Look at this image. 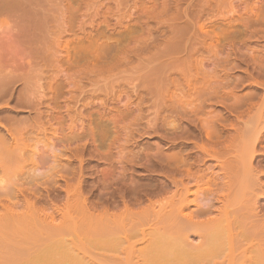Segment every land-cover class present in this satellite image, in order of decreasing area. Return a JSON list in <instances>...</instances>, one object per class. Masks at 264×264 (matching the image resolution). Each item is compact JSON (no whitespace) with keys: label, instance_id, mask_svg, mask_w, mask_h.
<instances>
[{"label":"bare ground","instance_id":"6f19581e","mask_svg":"<svg viewBox=\"0 0 264 264\" xmlns=\"http://www.w3.org/2000/svg\"><path fill=\"white\" fill-rule=\"evenodd\" d=\"M127 1L125 4H127ZM141 1L143 2V0H141ZM211 1L212 0H206V2L204 1V4L207 3V5L202 6L201 9L199 8L200 13L202 12V10H204L206 8L205 12L208 13V11H209V14H207L209 16L212 14V12L210 13V11H215L216 8L218 9V6L221 5L222 7H224V3H222L223 5L219 4L220 3L219 0H215V1L213 0L214 1L213 3ZM133 2L136 3V0H133ZM142 2H141V4H143ZM225 2L227 4V2L229 3L231 1L226 0ZM243 2L245 5H246V3L248 4L247 0H243ZM102 3H103L102 0H0V20L8 19V18L12 20L11 25H9V28H7L8 30L11 28L9 32L3 33L2 31H0V62L3 64L7 63L6 66H10V65L14 64L13 67H16L17 65H26V64H27V66L28 65H34L35 66V64L37 65V63H39V62L45 63V64H47L46 62H49V63L52 62V64L54 62L56 65L58 64V62H63L64 65H65V63H67L66 68L71 63L70 66H68V68H70L73 66L72 63H75L76 58H77V60L79 59L78 61H81V59H83V63L88 64V62H84L87 60L86 58L89 57V56L85 57V60H84V55L85 56L88 55L87 53L85 54V52H87L86 51L87 48H88V50H89V48H92L95 50V52L92 54L94 57L98 58L100 56L99 52H98L99 47H97L98 42L97 41H96V43L92 42V41H94L93 38L98 37L97 39H99V37H100L99 35L101 33H103V35H101L102 38L104 37L107 39V36H109L108 34L106 36L105 35L106 32L105 33L103 32L106 29L103 30L104 27H102L103 29L101 28V26H102L101 22H102V24L104 23L103 26H105L106 28L108 27L112 30H113V28L115 29V27H113L114 25L113 26L109 25V23H111V21L109 22L108 21L109 19L108 20L106 19L107 16L103 17L105 14H104V11L102 10ZM232 3H234V2H232ZM226 4H225V6H226ZM251 4H252V2H251ZM53 5L54 6L57 5V6L54 7ZM248 5H246V6L248 7ZM231 6H232V4H231ZM231 6H228V7L232 9ZM252 6H253V4H252ZM106 7L109 8V6H106ZM200 7H201V5H200ZM262 7H263V5H262ZM55 8H57V9H55ZM263 8H261V6H260L259 10L260 9L263 10ZM54 9H55V11H57L56 12L57 14L61 15L60 19L58 18L59 16L57 14H55L57 18L54 17L55 16L54 13L52 14ZM217 9H216V11H217ZM222 9H221V11H222ZM226 9H228V8L227 7L225 8V12H226ZM58 10L61 13H59ZM236 10L234 9L232 11H236ZM228 11H229V9H228ZM230 12L231 11H229L226 14H229ZM258 12H261V11H258ZM258 12L256 14L259 15ZM222 13H224V12H222ZM138 14H141L140 16H142V12L141 13L139 12ZM138 14H137V16L139 18ZM234 14H235V12H234ZM240 14H241V12H240ZM192 15H195V13ZM261 15H263V14H260L259 16L261 17ZM134 16H136V15H134ZM137 16H136V18H137ZM212 16L216 17V15H212ZM223 16H225V15H223ZM196 17H197V14H196ZM198 17H199V15H198ZM256 17H257V15H256ZM129 18H131V17H129ZM226 18H227V16H226ZM230 18L231 17L229 16V19L227 18L226 22L223 21L224 23L222 22V19L220 22V21H217L216 18H214V19H216V21L213 20L212 17L208 18L209 20L212 19V21H211L212 23H213V21L218 22V24H219V22L222 23L223 27H222V25H220V27H222V28H220V27L219 28L227 34L224 35L225 34L224 32H220L221 35L219 34V35H216L214 37L211 36V38L209 37L208 40L205 39L206 37L204 38L203 36H200L203 38V39H201L199 37V35L196 34L198 38L197 37H194V38L195 39L200 38L199 41L198 40H196L197 42L192 41V40L191 41H192V43L195 42L194 44L197 43L196 45L201 44V47L203 46L202 47L203 49L202 48H201L202 50L199 49L200 48V45H199L198 47L196 46L195 48L191 47L188 51L185 50L187 52V54H186L187 57L183 56L185 58V63H186V58L189 59V57H190V59H191V57L195 56V54H196L195 57H197V58H198L197 55H199V57H202V58H200L201 64H198L202 67V69H201L202 71L200 70L201 72H198V70L196 69L197 67H192V69L195 68L197 70V72L200 74V75H197V77L199 76L200 79L194 77L196 74L194 75L190 72L191 75H194V76H191L192 79L190 76L185 77V74H183L185 77V79H183V80H185V81L179 82L178 78H175V76L174 77L171 76L170 69H172V67H174L173 64L171 62H166V61H165V64L159 63V65L157 64V65L150 66L147 71H144V69H143L145 74H143L140 71L141 70L140 69L139 71L141 73H139V72L137 73V74H139V76L141 78L140 81L142 83L141 82L140 83L142 84V86H145L146 89H144V90H146L148 92V93L146 92V94H149L150 97L144 96V94H142L143 91L141 90L142 91L141 93H139L140 91L134 93L136 95L134 98H136L138 96L137 99L139 100L138 101L136 99L135 102L137 101L138 104L142 102V104H143L144 98L148 97V100L146 99L145 102L151 101L150 106L153 109L156 106L157 107L160 106L161 110L163 107H165V109L163 108V111H164L167 108H168L167 110H169V108L171 106H173L172 109L174 111L170 108V111H171L170 113L167 110H166L167 112L164 111L166 114L161 111V115H162V113H164L167 116V113L171 114L172 112H174L177 114V117H179V115L184 116V119L188 118L187 119L188 121L189 120L190 121L195 120L196 117H197V120L199 119V121H200V119H202V122L206 121V122H204L205 125H203L204 123H202L201 121H200L201 125L198 121L197 122L199 124L197 125L196 120L194 122H189V123L187 122L188 125L192 123L193 127L191 125H190V127L194 128V130L198 126H199V128L202 127V125L206 126L208 119H206V117L203 119V117H204L203 115H205V114H203V112L205 113V110L202 112V110H201L202 107L200 108L199 105L205 103L203 101H206L207 98H210V97H214V99H216V100L223 99V97H224L223 93L228 92V91L224 90V88H226V86L228 87V83H229V85H230V82L233 85H234V83L236 84V81L232 82L233 81L232 79H229V80H232L229 82L227 80L229 77L228 69L231 72V69L233 67H237V63L235 62V59L238 58V60L243 59V61L246 60L247 62H250V63H251V61H249V60H252V62L254 61V63H256V65H257V66H255L256 74L257 75L259 74V77L261 76L260 77L261 81H259V82L257 81V82L259 84L261 82V87L263 89V96L261 95V98H260L261 100H257V104L259 106L255 103L257 105L255 107V109L257 107H259L258 110H256V111L261 112L260 106L262 107V109L264 108V49H263L264 47L259 49L258 51L256 50L258 48H255L256 52L255 51L253 52L251 49H249L252 45L248 46V44L246 43V39L249 37V35H248V37H247V35L245 36L246 30H244L245 34H243V32H241V34H242L241 35V34H239L241 30L238 29L239 27L237 28V25L235 26L236 28L233 27L234 25L232 27H229L233 24L234 20H237L236 16H235V19H233V17H232L233 20ZM105 19H106V21H105ZM246 19L244 18V20H246ZM103 20L106 22V24ZM139 20L140 19L134 20V21H136L135 24L139 25L140 24ZM255 20L256 19H254L253 21H255ZM9 21L10 20H8V22ZM137 21L139 23H137ZM263 21H264V19H263ZM0 23H2V22L0 21ZM120 23L118 21L117 24L120 25ZM141 23H142V21H141ZM212 23H211V25H212ZM248 23H249V21H247V24L245 22V24L247 26H248ZM4 24H6V23H4ZM112 24H113V22H112ZM119 25H117L116 27L118 28ZM194 25H196V24H194ZM246 25H245V27H246ZM1 26H4V25H0V29H1ZM122 27L124 29H126L128 27V25L126 28L124 26H122ZM192 27H194V26H192ZM117 28H116V30H118ZM201 28L202 29L204 28L203 24H202ZM216 28H218V27H216ZM229 28H230V30H229ZM100 29H102L103 31ZM233 30H235L237 32V35H234L233 33H231V31L235 32ZM126 31H128V28ZM213 31H214V28H213ZM227 31H230V32L228 33ZM238 31H239V33H238ZM236 32H235V34H236ZM110 33H113V32L109 31V34ZM119 33L121 34L122 32H120V30H119ZM123 33H125L124 30H123ZM192 33H197V32H192ZM120 34L117 33V35L123 39V36H120ZM127 34H128V32H127ZM182 34H184V33H182ZM229 34H232V36ZM238 34H239V36H238ZM90 35H91V38L93 40L89 39ZM112 35H114V33ZM208 35H210V34H208ZM262 35H263V33H262ZM92 36H94V37H92ZM111 36H109V37H111ZM87 39H89L88 42L86 41ZM109 39H111V38H109ZM109 39H107V40H109ZM190 39H191V37H190ZM90 40H91V42H90ZM184 41H186V40H184ZM184 41H182V42H184ZM118 42H120V41H118ZM99 44H101V45H98V46H102L101 48H103V49L99 48L100 51L106 49L105 51L107 52V49L109 51V46H110V48L114 46V49L116 47L115 45L112 46L111 43H109V46H107V48H104V47H106V46H104V44L108 45L107 42L106 43L103 42V45L101 42ZM183 44H185V43H183ZM194 44H192V45H194ZM143 46L142 47L139 46V48H138V46L137 47L135 46L136 49L133 47L135 50H133V49L130 50V48H132V47H130L129 49L127 47H125L126 50H128V53L132 54L131 56H128V53H127L125 57H127V56L130 58L133 57L131 59L127 58V60H126V58L122 56V58H125V62H127L126 64H129V63L132 64L131 62L136 61V59L138 61V59L141 58L140 54L144 50H145L144 52L147 53L146 52L147 47L144 46L145 47L144 48ZM151 46H153V45H151ZM187 46H189V45H187ZM149 47H150V45L148 46V48ZM246 47L248 48L247 50H250L249 51L250 53H248V52L245 53ZM253 47H254V45H253ZM71 48L74 49V52H73V50L70 52ZM19 49H22V51ZM26 49H27V52H24L23 50L26 51ZM118 49H120V48H118ZM181 49L183 50V47ZM18 50L21 52H24V53H18ZM110 50H112V48ZM124 50L125 49L123 48L122 50H119V51H124ZM126 50L124 53L127 52ZM105 51H103L104 53L102 55L106 56L109 52H111V51H109L106 54ZM149 51H151V50L149 49ZM57 52L59 54H57ZM88 52L90 53L91 49ZM121 53H123V52H121ZM162 53H163V51H162ZM22 54H24V55H22ZM231 54H233V56L235 58L232 57ZM246 54H248V57ZM102 55H101V57H99V61H101L100 58L103 57ZM112 55H114V54H111V56H109V57H111V59L113 60ZM183 55H185V54H183ZM138 56L140 58H137ZM19 57L20 58L22 57L21 62H17ZM106 57H108V55ZM116 57H118V58H116ZM147 57L148 58H146V60L150 59L149 56H147ZM230 57H231V59H230ZM89 58L93 59V57H91V56ZM89 58H88V60L90 61ZM96 58L93 60L96 61ZM114 58H115L113 60L114 62L111 64L115 65V63H116V65H117V61H120V63H121V60H122L121 55L119 57V54L116 53ZM119 58H120V60H119ZM180 58H181V56H180ZM197 58H194V59H197ZM103 59H104V57H103ZM156 59H157V57H156ZM182 60L180 59L179 63H181L182 65L184 64V66L187 65L188 62L185 64L184 61H182ZM191 60H187V61L191 62ZM205 60H206L207 64H204L205 62H203V61H205ZM41 61H44V62H41ZM78 61H77V63H78ZM95 61H92L91 63H93V62L95 63ZM102 61L105 62V60H102ZM151 61L152 60L150 59V62ZM194 61H192V62H194ZM246 61H244V62H246ZM123 62H122V65L123 64L125 65V63H123ZM153 62H154V59H153ZM173 62H175V59H173ZM247 62H246V64H247ZM77 63H75V65H74L75 68H78L79 65L81 64V62L79 63V65H77ZM94 63L91 66L90 62H89V66L91 68L96 66L95 68L99 69V68H102L101 66L104 67V65L105 66L111 65L110 62L109 63L107 62L108 65L105 64L106 62L105 63L98 62V59H97L98 64L96 63L97 65H95ZM99 63L104 64V65H100ZM176 63H178V62L176 61ZM198 63H199V60H198ZM3 64L1 65V67H5ZM133 64H135V63H133ZM181 64H178V65H180V67H181L182 66ZM189 64L191 65V63H189ZM246 64H245V66H246ZM118 65H119V62H118ZM60 66H62V64ZM74 66H73V68H74ZM170 66H171V68H170ZM184 66H182V68L179 67L180 69H182V71H179L180 69L178 70L177 67L175 68V70H178L179 72L185 73V72H187L186 71L187 67L185 66L186 68H184ZM195 66H197L196 63H195ZM13 67H11V69ZM19 67L20 66H17L16 68H19ZM128 67H129V65H128ZM131 67H133V66H131ZM188 67H189V65H188ZM227 67H228V69H227ZM22 69H23V66L20 70H22ZM84 69H85V67H84ZM123 69H125V68H123ZM128 69L129 68H127V70ZM145 69H146V67H145ZM190 69H191V67H190ZM168 70H169V72H167ZM175 70H173V71H175ZM194 70H192V71H194ZM221 70H222V73L219 74L221 72ZM11 71H13V69ZM18 71H14L13 74L15 72H18ZM85 71H84V73H85ZM183 71H185V72H183ZM186 74L189 75L188 72ZM24 75H26V73H24ZM24 75H22V78H20L21 76L17 75V76H19L17 78H20V80L24 79V81L21 80V81H23L22 86L24 87L22 89H23V91H24V89H25V91H27V94H24V95L28 98V90L29 89L27 90V86L29 87L28 84L30 83V79L34 78V77H31L29 79L28 74L26 76L27 78L23 77ZM52 76L49 77L51 79V80L49 79V81H51L50 82L51 84L53 83L52 84L53 87L51 86V84L47 80L48 78L45 79V77H47V75H45V77H41L44 79L43 85H46V84L48 85V86H46L48 88V90L46 88V93H47V91H48V93H49V91H51L50 99L53 98L54 95H55L54 97H56V98H57V96H59V95H57V93L54 94V92H52L54 88H55L54 89L55 92H57L59 90V88L61 89L58 91L61 93V94L58 93V94H60L59 97H61V95H63L65 93V88H66L65 86L69 87V85L71 83L70 80H67L68 82L69 81L70 82L67 83V85L63 86V83H65L66 81L63 82L64 79L63 80L61 79L62 80V82H61L60 78H58L59 83L61 82L62 86L64 87L63 88L64 93H62L63 89H62V86L60 87L61 84L59 85L58 82H54V80L55 81L58 80L57 76L55 79H54L55 75L53 77ZM180 76H182V75H180ZM14 77H16V76H14ZM51 77L53 78V80ZM140 78H138V79H140ZM9 79L15 80V78H11V77ZM9 79L1 83L0 94L3 96H0V97H2V98L4 97V94L6 95L8 93V92L6 93L7 89L10 90V88H7V85L10 82ZM213 79L215 82L213 81ZM252 79H250V80H252ZM46 80H47V82L45 84L44 81H46ZM235 80H236V78H235ZM16 81H18V79H16ZM80 81H81V79H80V75H79V82ZM210 81L211 82L213 81L215 83V84H213V85H215V89L213 88L214 90L211 88L213 85ZM209 82H210V84H209ZM181 83H184V86L185 85L187 86V89H185V90H187V92L183 91L184 89L179 88L180 86H181V88H184V87H182L183 85ZM239 83H240V81H239ZM207 84H209V85H207ZM11 85H12V83H11ZM58 85H59V88H58ZM172 85H173V87L177 86L178 88L177 87L173 88V87H171ZM204 85H207V86L204 87ZM218 85H219V87L221 85V87L223 88V91H219V89L216 88V87H218ZM234 87H236V86H234ZM44 88H45V86H44ZM82 88H84L83 85H82ZM136 88L134 87V89H136ZM169 88L170 89L172 88V91H175V92L178 89H180L182 91L181 95L187 94L186 96H183V98H188L187 97V96H189L188 92L190 94L191 93H194L196 95L198 94L197 96L201 97V99H203V101H202L203 103L201 102L200 104L199 103L196 104V107H198L196 109V111H197V115H198L200 113V110H201V113L199 114V116L203 114L202 118H200L201 116L200 117L196 116V114H195L196 112L194 111L195 108L192 109V107H194V105H192L191 107L189 105V107L191 109H189V111L187 110L189 107H186V106L188 105V102L191 101L190 99H189V101H187V103H185V105H184L185 100L183 103H179L178 101H176V99L178 97H174L175 94H176V96H179V95H177L179 92L178 93H174V92L170 93ZM228 88L230 90V86ZM66 89L68 90V88H66ZM173 89H177V90H173ZM76 90L78 91V89H76ZM81 90L83 91L82 93H84V95H77L78 98H75L74 96H70L72 93L75 92V91L74 92L72 91V93H70L71 90L68 92L70 94L69 96H66L67 93H65L66 95L65 94L63 95L64 97L65 96L67 98L69 97L68 99H71V100H72V97L75 98V105H74V103L70 104V102H68L70 104V106L67 105L66 103L64 104V106H65L64 111H66V113H64V114L61 113L62 111L60 109L62 107L58 103L55 106L56 108L54 107L55 108L54 111L49 107L48 108L51 109V111H49V109H48V111H46V110L41 111V110H38L36 108V110H35V112H37L36 119L33 121V123H31L29 128L20 127V126H18L19 121H18V123H16V122L12 121L13 119L6 117L8 120L11 119V120H9L10 124L7 126V124L9 122L7 124H4L6 121L3 123L0 119V128L5 130L6 135L7 134L13 135L12 140L14 141V142H12V141L9 142V139H8L9 137L6 138L5 134H1V132H0V171L9 172V170H12V165H13V161H14L13 157H15V156H18L19 158H21L22 163L26 161V165L28 162L30 164L29 167L27 165L28 168L26 170H24L25 163L24 164L20 163L19 169L16 168L17 170H19V172H20L19 174H21V176L20 175H18V176H20L21 178L20 177L19 178H13V180H9V181L6 180L7 182H4L5 180L3 181L2 180L3 178H1V180H0V183H1V181H3V183H5L4 185H3V183L0 184V264H264V214H262V216H261V214H259L260 213L259 210L262 206L260 207L258 205V198L260 196L264 195V182H263L264 180L261 182V175L264 173V168H263L264 166L262 165V162H264L263 161L264 158L256 159L257 157H255V153L259 152V149L257 150L258 152L256 151V145L260 142L262 137H264V134H263L264 122L262 121L263 123H261L259 120V117H262V119H264V117H263L264 116L263 115L264 109L262 110V116H260V112H259V114H257V112H256V114L258 116L254 115L253 121L248 116L247 119L248 118L249 119L247 121L243 122V123H247V124L243 125V128H242L243 130L240 127V130L238 129L239 130L238 132L235 131L236 134L234 133L235 134L234 136H233V133L231 134L233 136L232 138L230 136L224 140H221V139H219L218 141L214 140L217 142V144H219L220 148L218 147V145L217 146L215 145L216 142H214L215 144L212 145V146H216V147L211 148V146H210L211 144L209 141H211L212 138H209L211 140L208 141V146H201V151L199 150L200 145H203V144L201 143L200 145H198L199 147H197V144H195L196 147L199 148L198 150L200 152H202V154L204 153V155H203L204 157L202 156L203 158L201 157L202 158V160H201L200 156H197V154H196L197 157L195 156L196 158H194L193 161L191 160V162L189 160V162H190L189 164L188 163H186L187 165H184L185 163L182 164L183 166L182 165L181 166L183 169L181 170V172H179V174H177L178 172L175 173V174H177L178 178H175L176 176H175L174 172L173 173L171 172L172 173V175L170 174L171 179L169 176L168 177L171 180V186H172L171 188L172 189L168 186V188L162 187V188H160V190H158V193H160L161 197H163V198H162V200L160 198L161 201L158 202L159 204H157L158 207L156 210H154L152 207L150 210L147 211V209H149L151 207L150 205H148L150 207L147 208L144 213L142 211L143 214H141V215L137 214L139 217L138 218L136 217L135 221L131 220V218L129 217L128 221L123 222L124 220H121L122 221L121 222L120 220L119 221L117 220L118 218H116L117 216L115 217L114 213L113 214H112V212L110 213V211L108 210L109 204L107 205L106 202H108V201H106L105 203L104 202L102 203L103 205L100 204L102 206L100 207L101 212H99L100 217H99V221H98L99 223L97 222L98 224H95L96 223L95 219L97 217L95 219L94 218L92 219L90 217L91 216L90 214L93 211L92 212L90 211L91 213L89 214V216L87 215L88 217H86V218H88L87 220L90 223L93 222V221L91 222V220H94V222L92 224L97 225L96 227L93 225L87 226L90 224H87L88 221H85V222L83 221L82 217H84V215L82 217L80 216V220L79 219L76 220L77 222L79 221L78 223H76V225L78 224V226L81 223V221L84 223V225H82L83 223L80 224L81 227L79 226V229H81L84 226L85 229L83 228L84 229L83 234L80 233L79 229H75L77 227H75V225H73L72 219L73 218L76 219V217L73 215H71L72 219L70 218V220H69V217L64 218L67 225L65 223L61 222L63 220L62 216H61L62 220H60L59 222L58 221L55 222V218H57L55 216V214L57 213L56 211H58L59 209H58V206H56L55 203L52 202V200H53V198H55L53 200V201H55L57 199V195H60V192L57 191V189L58 190L60 189V190L67 192L66 191V190H68L67 185L70 183L69 182L67 184V182H68L67 180H69V177L71 179H73V176L75 173V171L73 173L70 172V174H72L73 176L70 174H67L69 172L66 173V171L64 170L65 167L63 168L61 166L63 164V162L61 163L60 160L62 159V157H64L63 155H65L64 151L71 150L74 152V155L77 156L79 153V149H77V146H73L70 149L71 144L79 142L84 136L86 137V135H89V136L91 135L92 137L90 136L89 138L94 139V136L96 133L99 136L98 137L99 139L100 138L103 139L104 137L110 138V139H107V140H110L108 143L110 145V143H113L115 141V139L118 140V138H119V134H118L116 125L113 122L116 119L114 117L119 116L121 114H123V116H125V114H131L132 113V109H131L132 107L131 108L125 107V108L121 109L122 110L121 111V110H119L118 105H116V104L110 105L109 104L110 102L107 101L108 104L110 106H112L111 108L115 107V108H113V109H115L114 113H112L113 110H112V112L110 111L111 110V108H110V110H109L110 113L108 114L107 109L105 110V107L102 106L103 104H105L104 103L105 101H103L102 103L98 102L99 106L101 104L100 107L95 103V101L91 102V100H89L90 99L89 97H88L89 99H86L87 101H85V98L87 97V96L85 97V95H86L84 92L85 90H83V89H81ZM183 92H186V94ZM230 92L232 94V91H230ZM48 93L46 94V100H48L47 103H49V99H47V96L49 95ZM77 93L78 92H75V94H77ZM92 93L95 94V89H93V92L91 90V94ZM112 94L113 93H111V96H112ZM170 94L176 99L173 100L174 98ZM133 95H131V97ZM226 95L227 96H225V97H228V94H226ZM233 95L234 94H232V96ZM25 96H23L22 100H21V98H19V99L17 98L18 100H21L20 102L23 101L22 105L24 104L25 106L24 105L20 106V102L18 101L19 105L16 104V107H18V106L28 107V105H26L24 103L25 101L29 105H31V106L33 105V107H36V106L38 107V105L44 104V102L42 103V102H38V101L33 102V104H31L32 103L31 101H29V102L27 101L30 99L26 98L25 101L23 100L25 98ZM190 96H192V95H190ZM190 96H189V98H190ZM194 96H192V97L194 98ZM66 97L63 100H66ZM95 97H96V95H95ZM128 97H130V95ZM169 97H170L169 101L173 98L172 102H175V101H176L175 103L178 102L179 106H178V104H175V103H174L175 104L174 105L171 101L169 102L167 100V98H169ZM192 97H191V99H192ZM234 97H235V95H234ZM56 98H53V99H56ZM111 98H114V96ZM180 99H182V96ZM210 99L213 101V98H210ZM227 99L229 100V98H227ZM192 100H196V98L192 99ZM6 101L5 102L2 101V104L0 102V105L3 106V104H4V105L8 106L9 102H6ZM133 101H134V99H133ZM166 101L169 102V104H167ZM224 101H226V99ZM63 102H65V101H63ZM111 102H113L112 99H111ZM135 102H133V103H135ZM145 102L143 105H145ZM152 102L156 106H154V105L152 106V104H153ZM198 102H200V101L198 100ZM213 102H217V101L214 100ZM221 102H223V101L221 100ZM248 102H249V99H248ZM248 102H246V103H248ZM253 102H251V103H253ZM39 103H42V104H39ZM92 103H95L96 105H94ZM127 103H126V106H127ZM133 103H132L133 107L136 105V107L134 108L135 111L137 109H139L137 111H139V114H140V111H141L140 109H142L143 107L140 108L141 107L140 104H139V106H140L139 107L138 104H133ZM51 104H53V102ZM180 104H182L184 106L181 105L182 107L180 108ZM192 104H194V101H192ZM45 105L46 104L43 105V108H45ZM71 105H73L74 107H72ZM109 105H105V106H109ZM123 105L125 106V103ZM128 105L131 106L130 103H128ZM176 105H177V107H176ZM244 105H241V107ZM250 105H252V104H250ZM31 106H29V107L33 108ZM50 107H52V106L50 105ZM160 107H158V110H160ZM183 107L187 108L186 110H187L188 114ZM205 107H206V105H205ZM238 107H239V109L237 108L238 110H242L240 108V104ZM4 108H5V106H3L2 112L5 110ZM120 108H122V107H120ZM6 109H8V108H6ZM134 109H133V111H134ZM71 110H73V112ZM156 110L154 112L158 111V110L157 111ZM248 110H252V109L250 108ZM137 111L135 113H137ZM190 111L191 112L194 111V112L191 113ZM189 112H190V114H194V116L191 115L192 116L191 117ZM242 112H245L244 109ZM73 113L76 115H80L79 119H81L82 117L86 118V120H84V121L81 120L82 121L81 123L85 122L84 124L81 125V127H78L79 125L77 126V128H79V129H77V128L75 129V127L72 126V124L69 125L70 123L68 124L65 122V116H67L68 120L73 121L72 120V116H74ZM209 113H211L210 109H209ZM169 114H168V116H170ZM240 114L241 113L239 112V116H240ZM165 115H162L161 117H163V116L165 117ZM171 115H173V113ZM209 115H211V114H209ZM244 115H246V114H244ZM174 116H175V114H174ZM212 116H213V114H212ZM2 117L3 116H1V118ZM76 117H78V116H76ZM167 117H165L164 119H166ZM171 117H173V116H171ZM193 117H195V119ZM217 117L219 118V116H216L215 118H217ZM255 117H257V118H255ZM103 118H105L106 120L107 119L111 120L113 122L112 123L113 125L111 127L112 128L111 132H109V130H107L105 128L106 126L100 125V124H102L100 121L103 120ZM218 118L217 119L213 118L214 120L213 119L211 120V118H209V120L212 121V123H215L213 121L220 119V118L219 119ZM251 118H253V117H251ZM4 119H5V117H4ZM180 119L182 120V117H180ZM15 120L16 119H14V121ZM62 123H64L65 125H69L71 127L68 126L69 128H67ZM71 123H73V122H71ZM210 123H208V125ZM61 125H64L63 127H66L68 129V131L65 130L64 128H61L60 130L64 129L67 132L63 131V133L59 132L60 134H57L56 133V131H58L57 127L59 126V128H60V127H62ZM102 125H104V124H102ZM117 126H118V124H117ZM175 126H173V128ZM180 126H181V124H180ZM180 126H179V128H180ZM187 126H185V128L182 129V131L185 130V131H183L185 134H182L183 132H181V136L183 135V137L186 136V127ZM48 127L52 130L53 135H55V134L57 135L55 142L54 143L52 142L51 147L48 146L49 148L43 147L44 149L40 148V149H38V151H33L31 156L27 160H25L26 158H24L23 156H24L25 152L27 151L29 145L31 143L36 145L37 143H39V141H42L43 139H45V134L47 132ZM72 127H74V128H72ZM206 127L210 128L209 126H206ZM179 128H178V134H179V130L181 129V128L180 129ZM188 129H189V127L187 128V130ZM190 130H192V129H190ZM206 130H207V128H206ZM213 130L216 131L215 129H213ZM172 131H173V133L175 132L174 130H172ZM172 131H171V134H172L171 137H170V135L168 136L170 138H172V137L174 138V135L177 132L176 131L175 134H173ZM162 132H164V130ZM189 132H191V131H189ZM165 133H167V132H165ZM210 133H209V135H210ZM212 133L214 134V132H212ZM216 133H217V131H216ZM167 134H170V133H167ZM189 134H192V132ZM162 135H164V133H162ZM198 135L199 134H197V136ZM181 136H179L177 138H180ZM192 136H194V135H192ZM192 136H191V138H194L192 140H195L196 136L195 137H192ZM95 137H97V136H95ZM183 137H181L182 140L184 139ZM7 139H8V141H7ZM83 139H85V138H83ZM123 139H125V138H123ZM206 139H208V138H206ZM80 142L82 143V141H80ZM80 142H79V144H80ZM106 142H108V141H106ZM55 143L58 145V148L54 149ZM204 143H205V141H204ZM192 145H194V144H192ZM259 145L260 144H258V146ZM93 146H95V145H93ZM207 147H210V148L208 149ZM217 147H218V149H221V150L222 149H225V151L228 150V152L231 150L232 153L230 155L233 154L232 159L231 160L225 159L226 162L225 161L222 162L223 160L219 161V159L221 160L223 158H219V154H218L219 150L217 149ZM72 148H73V150H72ZM107 148H108V146H107ZM108 149H110V148H108ZM262 151H263V149H262ZM106 152L107 153H104L105 156L107 154V155H109V157H111L110 156L111 153L109 154L108 150ZM86 154H88V153L86 152ZM224 154H226V153H224ZM79 155H80V153H79ZM226 155H225V157H226ZM65 156H66V158L69 159L70 158L69 156H71V155H65ZM73 156H71V157H73ZM112 156H113V154H112ZM142 156H141V158H142ZM96 157H97V155H96ZM102 157H103V160H105L108 156H106L104 158V156L102 154ZM205 157L214 158L216 160L215 161L216 163L214 162L213 165L211 164L212 166H210V165L205 166V163H204L206 160V159L204 160ZM98 158H99V156H98ZM57 161H58V164L59 163L61 164L60 165L61 168L59 167V172L57 171V173H60V169H61V171H62L61 173H63L65 171L64 173L67 174V176H65L63 174L61 175L64 177V179H63L64 183L63 184L57 183L58 181H54L55 179L52 180V177L55 178V176H56V175H53L54 172H52L55 167H52L53 169L50 171L47 169V172H48L46 174L47 177L44 176L43 177V178H45L44 180H43V178L36 177V175H34L33 173L29 174L30 173V171H29L30 167L33 170L41 168V167L50 168L53 164H54L53 166H55ZM254 162H255V164H254ZM194 163H198V166L195 168L193 165ZM49 164L50 165L52 164V165L50 166ZM199 164H201V166H199ZM214 164H216L218 166V168H216L217 170L213 169V166H215ZM66 165H67V163H66ZM145 165H146V163H145ZM177 165H180V163L179 164L177 163ZM253 165H255V166H253ZM48 166H50V167H48ZM62 168L64 171L62 170ZM80 168H81V166L79 165L78 170H77L78 173H81ZM103 169H105V168H103ZM111 170L112 169H110V171ZM113 170H114V168H113ZM123 170H124V168H123ZM24 171H26L27 175L25 174ZM121 171H122V168H121ZM12 172H13V174H15L14 176L17 177L16 175H17L18 171L12 170ZM50 172H52L53 174H51ZM102 172H104V171H102ZM125 172H126V170H125ZM116 173H117V171H116ZM23 174L28 176V178H22ZM9 175H11V174H9ZM26 176H24V177H26ZM125 176H127V175H125ZM123 177H124V175H123ZM9 178H12V177H9ZM76 178L75 179L77 181V186H80V182H82V180L80 179V176H78ZM127 179H129V178L127 177ZM124 180L122 183H124ZM185 180H187L186 181L187 183H184ZM114 181H116V180H114ZM121 181H122V179H121ZM121 181H120V183H121ZM115 183H119V182H115ZM133 183H134V181H133ZM128 184L129 183H127V185ZM132 185H134V184H132ZM146 185H147V183H146ZM120 186H122V185L119 184V189H120ZM135 186H133V187H135ZM159 186L161 187V185H159ZM133 187L132 186L128 187L129 193L132 191L131 188H133ZM169 188H170V190H167ZM122 189H123V187H121L120 191ZM144 189H146V188H144ZM124 190L127 191V189H124ZM133 190H134V188H133ZM110 191H112V190H110ZM68 192L65 195H63V194L61 195V196H64L63 201L61 202L64 204L63 206H65V207H63L64 210H65V208L68 204V200L70 198L67 195L71 194ZM121 192H124V191H121ZM139 192H141V190ZM129 193H128V195H130ZM147 193L145 191L146 195H147ZM155 193H154V195H155ZM100 194H101V192H100ZM138 195H140V194H138ZM142 195H144V194H142ZM122 196H124V195L122 194ZM131 196H130V199H131ZM137 197L138 196H136V198ZM71 199H72V197H71ZM102 199H104V198H102ZM158 199L155 200L156 203H157ZM57 200L59 201V199H57ZM123 200H124V198H123ZM136 200H139V199H136ZM69 201L71 202V200H69ZM139 201H141V199ZM215 201L220 202V205L217 204L218 206L217 205L214 206ZM59 202H58V204H59ZM114 202H116V201H114ZM129 202H130V200H129ZM122 203H123V206L125 207V205H124L125 203L124 202H122ZM138 203H140V202H138ZM229 204H231V205H229ZM190 205H193L194 207L189 209ZM261 205H263V204H261ZM83 206H85V205H83ZM91 206H93V205H91ZM67 207H69V206H67ZM60 209H61V207H60ZM78 209H76V210H78ZM62 210L63 209H61V212H62ZM82 210L83 209H81V211ZM90 210H92V209H90ZM261 210H263V209L261 208ZM87 211L88 210H86V212ZM76 212H78V211H76ZM70 213L71 212H69V214ZM96 213L94 211L93 215ZM126 213L128 214L129 212L126 211ZM136 213L137 212L133 213V216H134V214L136 215ZM261 213H263V212H261ZM63 214H64L63 216H68V215H66L67 214L66 212ZM71 214H73V213H71ZM76 215L79 216L77 213H76ZM90 218H91V220H89ZM66 219H68V221H66ZM75 219H73V220H75ZM220 220L222 221L223 224H220L221 223ZM67 222H70V223H67ZM85 223H86V226H85ZM72 225H73L74 231L76 230L75 231L76 233L79 232V234L85 235V233L88 232L89 235L86 234L87 237H92L93 239L96 237L97 238L94 240L92 238H88L89 240L93 241L90 245L88 242H91V241L87 240L86 236H83V238H82V236L80 235L81 238H80V236L79 237L76 236V238L73 239L75 236L73 235V232H72L73 229H71ZM93 227H95L94 230H93ZM65 229H67L66 231H69V232H67L68 235L71 232L70 235L72 234V237H73L72 239L69 237H67L69 239H67L66 237L64 238V236L67 234ZM89 230H92L91 232H93L94 235L96 234L95 235L96 237L90 235L91 232ZM84 231H85V233H84ZM75 232H74V234H76ZM64 233H66V234L64 235ZM192 236H194V241L191 238ZM84 237L86 238V240L84 239ZM248 238L249 239L252 238L253 240L255 238V240L257 239L256 241L258 243H255V245H253L252 244L253 240L251 239L252 241L250 240L251 241L250 243L252 245H250V243L247 242V243H249V245L246 246L247 244L243 240L244 239L248 240ZM95 240H97L96 243L94 242ZM86 241H87V244H86ZM94 243L97 246L96 247L95 245H93L95 247V249L93 246L90 247ZM243 243H245L246 245ZM87 245H89L88 249H87ZM89 250L90 251L94 250V251H92L93 254H95V252H97L98 250L99 251H98V253H96V256L95 255L93 256V255H91L92 253ZM88 256L91 258H89ZM92 256H93V258H92ZM94 257H96V259H97L96 263H95V261H91L92 259H95Z\"/></svg>","mask_w":264,"mask_h":264},{"label":"rangeland","instance_id":"374dc122","mask_svg":"<svg viewBox=\"0 0 264 264\" xmlns=\"http://www.w3.org/2000/svg\"><path fill=\"white\" fill-rule=\"evenodd\" d=\"M127 1V0H126ZM126 1L125 0H102V10L104 11V16L103 17H105V16H107L106 17V19L110 22L111 21V23H109V25H111V26H113V27H115V29L113 28V30L112 29H110V28H106L105 26H103V24H102V22H101V28L102 27H104V29L103 30H105V31H103L102 29H100V30H102L104 33H105V35L107 36V34L109 35V36H111L113 33H114V35H112L111 37H109V36H107V39H109V38H111V39H109V40H107L106 38H102V36L101 35H103V33H101L99 36V39H97V38H95L94 36H92V37H94L93 39H94V41H92V42H95L96 43V41L98 42V44H97V47H99L100 49H103V48H101L102 46H98V45H101V44H99L100 42L102 43V45H103V42H107L108 43V45L106 44H104V46H106V47H104V48H107V46H109V43H111V45L113 46V45H115L116 47H115V49H114V46L113 47H111L112 48V50H110L111 48H110V46H109V51H111V52H109L108 51V49H107V52H109L108 54H107V52L105 51V50H102V51H100V49L98 48V52H99V57H101V55L104 53L103 51H105V53L108 55V57H106L105 55H102L103 57H104V59H103V57L102 58H100L101 59V61H99V57L98 58H96V57H94L92 54L95 52V50L94 49H92V48H89V50H88V48H87V52H85V54L87 53L88 55H84V60H85V57H93V59H95L96 58V61L95 60H93V59H91V58H89L90 59V61L88 60V58H86L87 60L86 61H84V62H88V64L86 63V64H84L83 63V59H81V61H78L77 60V58H76V61H75V63H77V61H78V63H77V65H79V63L81 62V64L79 65V67L78 68H75V63H72V65L74 66V68H73V66L72 67H70V68H68V66H70V64L67 66V68H66V65H67V63H65V65H64V63L63 62H58V64L56 65L54 62H53V64H52V62H46L47 64H45V63H37V65L35 64V66L34 65H28L27 66V64L26 65H17V66H20L21 68H22V66H23V69L22 70H20L21 68L19 67V68H16V67H13V65H10V66H6L7 65V63H1L0 62V86H1V83L2 82H4V81H6V80H8L10 77L11 78H15V80L14 79H9L10 80V82H9V84L7 85V88H10V90H8L7 89V91H6V95L4 94V97L2 98V97H0V102H1V104H2V101H6V102H9L8 103V106H6V105H4L3 104V106H5V110L2 112V110H3V106H1L0 105V119H1V121L4 123L5 121V123L4 124H7L8 122H9V120H11V119H13L12 121L13 122H16V123H18V121H19V125L18 126H20V127H24V128H29V126L31 125V123H33V121L36 119V114H37V112H35V110H36V108L38 109V110H41V111H48V109L49 108H51L53 111L55 110V106H56V104L58 103L59 105H61V113H66V111H64L65 110V106H64V104L66 103L67 105H69L70 106V104L71 103H74V105H75V98H78V96L77 95H84V93H82L83 91L81 90V89H83V90H85L84 92H85V101H87L86 99H89V100H91V102L93 101H95V103L98 105L100 102L102 103L103 101H105L104 103L105 104H103L102 106H104L105 107V110L107 109V111H108V114L110 113V111L112 112V110H113V112L112 113H114V111H115V109H113V108H115V107H113V108H111L112 106H110V105H114V104H116V105H118V108H119V110H121V109H123V108H125V107H132L131 109H132V113L131 114H125V116H123V114H121V115H119V116H116V117H114V118H116L113 122H114V124L116 125V128H117V131H118V134H119V138H118V140L117 139H115V143L113 142V143H110V145L108 144L109 143V141L110 140H107V139H110V138H106V137H104L103 139L102 138H98L99 136L97 135V133L95 134V136H97V137H95L94 136V139H92V138H89L90 136L89 135H86V137L84 136L83 138H85V139H81L80 141H82V143L80 142V144H79V142H77V143H74V144H71V146H70V149H71V147H73V146H77V149H79V153H80V155H79V153H78V155L76 156V155H74V152L73 151H71V150H67V151H64L65 152V155H71V156H73V157H71V156H69L70 158L68 159V158H66V156L65 155H63L64 157H62V159L60 160V162L62 163L63 162V164L61 165L60 163L58 164V161L56 162V164H55V166H53L52 164V166L50 167V166H48V167H50V168H46V167H41V168H38V169H31V167L29 168V171H30V173L29 174H31V173H33L34 175H36V177H39V178H43L44 176L45 177H47L46 176V174L48 173L47 172V169L50 171V170H52L53 168L52 167H55L54 169H53V171L52 172H54V174L52 173V172H50L51 174H53V175H56L55 176V178L54 177H52V180H54V181H58L57 183H60V184H63L64 182H63V179H64V177L63 176H61L62 174L63 175H65V176H67V174H70V172L71 173H73L74 171H75V173H74V176L72 175V174H70V175H72L73 176V179H71L70 177H69V180H67L68 182H67V189L68 190H66L68 193H71V194H69V195H67L68 197H70L69 198V200H71V202L68 200V204H67V206H69V207H67L66 206V208H65V210H64V208L63 207H65V206H63L64 204L63 203H61L62 201H63V198H64V196H61L62 194L63 195H65L67 192H65V191H63V190H58L57 189V191H59L60 192V195H57V199H59V201L56 199L55 201H53L55 198H53V200H52V202H54L55 203V205L56 206H58V211H56L57 213L55 214V216L57 217V218H55V222L56 221H60V220H62L61 222L62 223H65L66 224V222H65V217L67 218V217H69V220H70V218H71V215H73V216H75L76 217V219L75 218H73V219H75V220H73L72 218V223H73V225H75V227H77V228H75V229H79V226L81 227V223H83L82 221H81V223L79 224V226H78V224L76 225V223H78L76 220L77 219H79L80 220V216L82 217L83 215H84V217H82V219H83V221L85 222V221H88L87 219L88 218H86V217H88L89 216V214L91 215L90 217L93 219H95L96 217V223L95 224H98L99 222V212H101L100 210H101V206L103 205L102 203L104 202H106V201H108V202H106V204L108 205V210L110 211V213L112 212V214L114 213V215H115V217L116 218H118L117 220L119 221H121V220H124L123 222H125V221H128V218L130 217L131 218V220H134L135 221V219H136V217L138 218L139 216V214L141 215V214H143L145 211H146V209L147 208H149L150 206V208L149 209H147V211L148 210H150L152 207H153V209L154 210H156L157 209V207H158V205L157 204H159L158 202H160L161 200H162V198L163 197H161V194L160 193H158V190H160V188H168V186L171 188L172 186H171V177H170V174L172 175V173L174 172V174L176 173V172H178L177 174H179V172H181V170L183 169L182 168V164H184V165H187L186 163H190L191 162V160L193 161L194 160V158H196L197 156H200V158L204 155V153L202 154V152H200L201 151V146H208V141L209 140H211V139H209V138H212V140L211 141H209L210 142V146H211V148L212 147H216L217 145H218V147H219V144H217V142L216 141H218L219 139H221V140H224V139H226L227 137H230L231 136V138L236 134L235 133V131H239L240 130V127H241V129L243 128V125L244 124H247V123H243V122H245V121H247L248 119H247V117L249 116L250 117V119L253 121L254 120V115H257V114H259V112L260 111H256V110H258V108L259 107H257L256 109H255V107L258 105L257 104V100H261L260 98H261V95L263 96V89H262V87H261V82H260V84L258 83L259 81H261V79H260V77H259V74L257 75L256 74V68H255V66H257L256 65V63H254V61L252 62V60H249V61H251V63L250 62H247L246 60H244V61H246L247 62V64H246V62H244L243 61V59H239L238 60V58H236L235 59V62L237 63V67H233L232 69H231V72H230V70L228 69V67H227V69H228V75H229V77H228V82L229 81H232V82H235L236 81V84L234 83V85L230 82V85H229V83H228V87L230 86V90H229V88L226 86V88H224V90H226V91H228L227 93H223V95H224V97H223V99H221L223 102H221V100L220 99H218V100H216V99H214V97H210V98H213V101L215 100V101H217V102H213L210 98H207V102L206 101H203V99H201V97H198L196 94H194V93H189L188 92V94H189V96L190 95H192V96H194V98L192 97V96H190V98H189V96H187L188 98H183V96H186L187 94H186V92H187V90H185V89H187V86L185 85L184 86V83H181L183 86L182 87H184V88H181V86L179 87L180 89H184L183 91H186V92H183V93H185L186 95H181V93H182V91L180 90V89H173V90H177L176 92L175 91H172V88L170 89L169 88V92L171 93V92H174V93H178L177 95H179V96H176V94H175V96L174 97H178L177 99L176 98H174L171 94V96L174 98H172L173 100H175L176 99V101H178L179 103H183L184 102V100H185V102H184V105H185V103H187V101H189V99L191 100V101H189L188 102V105L186 106V107H189V105H190V107L192 106V105H194V107H192V109H194V111L196 112L195 114H196V116H199V114L201 113V110H202V112L205 110V113L203 112V114H207L206 116L205 115H203L204 117H203V119L206 117V119H208L209 120V118H211V120L214 118V119H217V118H215L216 116H219V120H215V121H213V122H215V123H212V121H208L207 120V124H206V126H209L210 128H208V127H206V126H203V125H205V123L204 122H206V121H203L202 122V119H200V121L202 122V123H204L203 125H202V127L204 128H202V127H200L199 128V126L194 130V128H192L193 127V125H192V123L191 124H189L188 125V123L189 122H194L195 120H196V122L198 121L199 123H200V121H199V119L197 120V117H196V119H195V117H193L195 120H192V121H188L187 119H184V116H180L179 115V117H177V114L176 113H174V112H172L173 113V115H171V114H169L171 111H170V108L172 109V107L173 106H171L170 108H169V110H167L169 113H167V116H168V114L170 115V116H166L165 114V112L164 111H166V110H164L163 111V108L165 109V107H163L162 108V110H161V107L160 106H158V107H160V110H158V107L153 103L152 104V106L154 105V106H156V107H154V109L153 108H151V101L150 102H148V101H146L145 102V100L147 99L148 100V97H145L144 98V102H145V105H143L144 104V102H143V104H142V102L141 103H139L140 104V106H139V104H138V102L136 101L135 102V100L138 98V96L136 97V98H134L136 95L134 94V93H136V92H138V91H140L139 93H141L142 91H143V93L142 94H144V96H149L150 97V95L149 94H146V90H144V89H146L145 88V86H142V82L140 81L141 80V78H140V76H139V74H137L138 72L139 73H143V74H145V72L144 71H147L148 70V68L150 67V66H152V65H159V63H162V64H165V61L166 62H171L172 64H173V66L174 67H172V69L173 70H175V68L177 67V69L179 70L180 68H182V66H184V64L182 65L181 63H179L180 62V59L182 60L184 57L183 56H186L187 57V52L186 51H188L191 47H198L199 45H200V48L199 49H201L202 47H201V44H198V45H196V44H194V43H192V41H196V40H198L199 41V39L201 38V39H203L202 37H200V36H203L205 39H207L208 40V38L210 37L211 38V36L212 37H214V36H216V35H221V33L220 32H224L223 30H221L220 28H222L223 27V24L222 23H220L221 22V19H222V22L223 21H225L226 22V19L228 18L229 19V16L231 17L230 19H232V17H233V19H235V16H236V19L237 20H234V22H233V24L231 25V26H229V27H232L233 25V27H235L236 25H237V28L239 29V30H241L240 31V33H239V31H238V33L239 34H241V32H243V34H245L244 33V30H246V34H245V36L247 35V37H248V35H249V37L246 39V43L248 44V46H251L249 49H251L253 52L255 51V48H258V49H256L257 51L259 50V49H261V48H263L264 47V21H263V19H264V0H247L248 1V4L246 3V5H248V7L244 4V2H243V0H227V1H231V2H227V4H226V0L224 1V0H219L220 1V3L219 4H222V3H224V7H222L221 5V7L220 6H218V9H217V11H216V9H215V11H210V13L212 12V14L211 15H207V14H209V11H208V13L207 12H205V9L204 10H202V14L200 13V10H199V8L201 9L202 8V6H205V5H207V3L206 4H204V1L206 2V0H143V2L141 1V0H136V3H134L133 2V0H128L127 1V4H125L126 3ZM202 1V2H201ZM215 1V0H214ZM213 0L211 1L212 3L214 2ZM222 1V2H221ZM141 2L143 3V4H141ZM232 2H234V3H232ZM238 2V3H237ZM251 2H252V4H253V6H252V4H251ZM263 4H262V3ZM256 3V4H255ZM135 4V5H134ZM225 4H226V6H225ZM230 4V5H229ZM231 4H232V6H231ZM263 5V7H262V5ZM142 5V6H141ZM200 5H201V7H200ZM223 5V4H222ZM54 6V5H53ZM57 6V5H56ZM56 6H54V7H56ZM106 6H109V8L108 7H106ZM141 6V7H140ZM228 6H231L232 7V9L231 8H229ZM235 6V7H234ZM260 6H261V8H263V10L262 9H260L259 10V8H260ZM220 7V8H219ZM228 8L229 9V11H231L229 14H226V13H228L229 11H228V9H226V12H225V8ZM250 7V8H249ZM252 7V8H251ZM255 9H254V8ZM258 9H257V8ZM107 8V9H106ZM223 8V9H222ZM53 9V8H52ZM55 9H57V8H55ZM55 9H54V11L52 12V14L54 13V15L55 14H57L56 12L57 11H55ZM139 9V10H138ZM221 9H222V11H221ZM236 10V11H232V10ZM241 11H240V10ZM198 10V11H197ZM224 10V11H223ZM238 11V12H237ZM258 11H261V12H258ZM58 12L59 13H61L59 10H58ZM141 13L142 12V16H140L141 14H138V13ZM199 12V13H198ZM215 12V13H214ZM222 12H224V13H222ZM234 12H235V14H234ZM240 12H241V14H240ZM251 12V13H250ZM259 13V15L260 14H263V15H261V17L258 15V14H256V13ZM103 13V12H102ZM195 13V15H192V14H194ZM214 13V14H213ZM137 14L139 15V18H138V16H137ZM178 14V15H177ZM196 14H197V17H196ZM201 14V15H200ZM221 14V15H220ZM231 14V15H230ZM233 14V15H232ZM245 14V15H244ZM59 17V19L61 18V15L60 14H57ZM134 15H136L137 16V18L138 19H140L139 20V22H140V24L138 25V24H135L136 23V21H134V20H138L137 18H136V16H134ZM198 15H199V17H198ZM212 15H216V17H214V16H212ZM223 15H225V16H223ZM229 15V16H228ZM252 15V16H251ZM256 15H257V17L259 18H257L256 17ZM178 16V17H177ZM208 16V17H207ZM226 16H227V18H226ZM54 17H56V15L54 16ZM102 17V18H103ZM129 17H131V18H129ZM212 17V19L213 20H215L216 21V19H217V21H220L219 22V24H218V22H215V21H213V23L211 22L212 21V19H208V18H211ZM216 18V19H214V18ZM222 17V18H221ZM224 17V18H223ZM250 17V18H249ZM263 17V18H262ZM57 18V17H56ZM196 18V19H195ZM198 18V19H197ZM242 18V19H241ZM244 18L246 19V20H244ZM104 19V18H103ZM106 19H105V21H106ZM208 19V20H207ZM232 19V20H233ZM252 19V20H251ZM254 19H256L255 21H253ZM8 20H10L9 22H8ZM196 20V21H195ZM203 20V21H202ZM2 23H0V25H4V26H1V29H0V31H2L3 33H5V32H9L10 31V29L8 30L7 28H9V25H11V22H12V20L11 19H2V20H0ZM4 21V22H3ZM104 21V20H103ZM104 21V22H105ZM116 21V22H115ZM118 21H119V23H120V25L119 24H117L118 23ZM141 21H142V23H141ZM196 23H195V22ZM210 23H209V22ZM240 21V22H239ZM247 21H249V23H248V26L246 25L247 24ZM253 21V22H252ZM263 21V22H262ZM112 22H113V24H112ZM115 22V23H114ZM138 21H137V23H139ZM200 22V23H199ZM215 22V23H214ZM245 22H246V24H245ZM4 23H6V24H4ZM128 23V24H127ZM207 23V24H206ZM211 23H212V25H211ZM217 23V24H216ZM224 23V22H223ZM240 25H239V24ZM244 23V24H243ZM105 24H106V22H105ZM123 24V25H122ZM126 26H125V25ZM194 24H196V25H194ZM202 24L204 25V28L202 29L201 28V26H202ZM206 24V25H205ZM216 24V25H215ZM117 25H119L118 26V28L116 27ZM127 25H128V27H127ZM219 25V26H218ZM220 25H222V27H220ZM245 25H246V27H245ZM110 26V27H111ZM122 26H124L125 28L127 27L128 28V31H126L127 30V28L126 29H124ZM131 26V27H130ZM179 26V27H178ZM192 26H194V27H192ZM244 26V27H243ZM131 29H130V28ZM206 27V28H205ZM216 27H220L219 29L218 28H216ZM116 28L118 29V30H116ZM213 28H214V31H213ZM236 28V27H235ZM241 28V29H240ZM244 28V29H243ZM246 28V29H245ZM130 29V30H129ZM251 29V30H250ZM116 30V31H115ZM119 30H120V32H122L123 33V30H124V32L125 33H119ZM122 30V31H121ZM196 30V31H195ZM202 30V31H201ZM205 30V31H204ZM212 30V31H211ZM229 30H230V28H229ZM232 30V29H231ZM109 31L110 32H113V33H110L109 34ZM115 31V32H114ZM118 31V32H117ZM208 31V32H207ZM219 31V32H218ZM233 31H235V30H233ZM248 31V32H247ZM118 34H120V36H123V39L122 38H120L118 35H117V33ZM127 32H128V34H127ZM192 32H197V33H192ZM203 32V33H202ZM206 32V33H205ZM217 32V33H216ZM228 33L230 32V31H227ZM236 32V31H235ZM235 32H232L231 31V33H233L234 35H237V32H236V34H235ZM251 32V33H250ZM255 32V33H254ZM116 33V34H115ZM182 33H184V34H182ZM210 34V35H208V34ZM225 33V32H224ZM262 33H263V35H262ZM126 34V35H125ZM192 34V35H191ZM196 34H198L199 35V39H197L198 37H197V35ZM203 34V35H202ZM205 34V35H204ZM213 34V35H212ZM227 33H225L224 35H226ZM239 34H238V36H239ZM93 35V34H92ZM104 35V36H105ZM190 35V36H189ZM196 35V36H195ZM229 35H231L232 36V34H229ZM242 35V34H241ZM96 36V35H95ZM98 36V35H97ZM105 36V37H106ZM168 36V37H167ZM223 36V35H222ZM221 36V37H222ZM244 36V35H243ZM109 37V38H108ZM113 37V38H112ZM190 37H191V39H190ZM194 37H197L196 39L194 38ZM220 37V36H219ZM241 37V36H240ZM88 38V37H87ZM186 38V39H185ZM89 39H91V40H93L92 38H91V35L89 36ZM89 39H87L86 41L88 42L89 41ZM105 39V40H104ZM118 39V40H117ZM121 39V40H120ZM166 39V40H165ZM168 39V40H167ZM181 39V40H180ZM195 39V40H194ZM91 40H90V42H91ZM184 40H186V41H184ZM192 40V41H191ZM85 41V42H86ZM118 41H120V42H118ZM182 41H184V42H182ZM201 41V40H200ZM89 42V43H90ZM197 42V41H196ZM250 42V43H249ZM119 43V44H118ZM154 43V44H153ZM183 43H185V44H183ZM192 44H194V45H192ZM250 44V45H249ZM146 46L147 47V49H146V52L147 53H145L144 51V53L142 54H140L141 56V58L138 56L137 58H140V59H138V61H137V59H136V61H133V62H131L132 64H126L127 62H125V58H126V60H127V58H130V57H128V56H131L132 54H130V53H128V50H126V48L125 47H127L128 49L130 48V47H132V48H130V50H135L136 49V47L138 46V48H139V46L140 47H142V46ZM150 45V47L148 48V46ZM151 45H153V46H151ZM183 45V46H182ZM187 45H189V46H187ZM253 45H254V47H253ZM136 46V47H135ZM143 46V47H144ZM186 48H185V47ZM135 49H134V48ZM167 47V48H166ZM183 47V50L181 49ZM253 47V48H252ZM118 48H120V49H118ZM125 49L127 52L126 53H124L125 52V50L124 51H119V50H122V49ZM145 48V47H144ZM163 48V49H162ZM244 48V47H243ZM24 49V48H23ZM90 49H91V52L89 53L88 51H90ZM114 49V50H113ZM149 49L151 50V51H149ZM198 49V48H197ZM203 49V48H202ZM201 49V50H202ZM248 48L246 47L245 48V53H250L249 51L250 50H247ZM264 49V48H263ZM19 50H21L22 51V49H19ZM18 50V53H24V52H27V49H26V51L25 50H23L24 52H21V51H19ZM73 50V52H74V49H70V52ZM119 52H118V51ZM160 50V51H159ZM163 51V53H162V51ZM186 50V51H185ZM115 51V52H114ZM180 51V52H179ZM204 51V50H203ZM113 52V53H112ZM121 52H123V53H121ZM130 52V51H129ZM179 52V53H178ZM256 52V51H255ZM63 53V52H62ZM61 53V54H62ZM101 53V54H100ZM116 53H118L119 54V57H120V55H121V63H120V61H117V65H118V62H119V65L117 66L116 65V63H115V65H113V64H111V63H113L114 61V57H115V54ZM128 53V56L127 57H125L126 56V54ZM161 53V54H160ZM165 53V54H164ZM57 54H59L58 52H57ZM72 54V53H71ZM111 54H114V55H112V58H113V60L111 59V57H109V56H111ZM123 54V55H122ZM130 54V55H129ZM152 54V55H151ZM163 54V55H162ZM181 54V55H180ZM183 54H185V55H183ZM22 55H24V54H22ZM152 57H151V56ZM247 55V57H248V54H246ZM114 56V57H113ZM118 56V55H117ZM122 56L123 57H125V58H122ZM147 56H149V58L152 60L151 62H150V59H147L146 60V58H148ZM154 56V57H153ZM180 56H181V58H180ZM195 56H196V54H195ZM195 56H193V57H191V59H190V57H189V59L188 58H186V63H187V65H185L184 66V68H186V71L189 73V75L188 74H186L187 72H185V71H183V72H185V73H182V72H179V71H182V69H180L179 71L178 70H175V71H173L172 69H170L171 68V66H170V72H171V76H175V78H178V80H179V82L181 81H185V80H183V79H185V77L187 76H194L195 74V76L194 77H196V78H199V76L197 77V75H200L198 72H201L202 70V67L200 66V65H198V64H201L200 63V58H202V57H199V55H197L198 56V58L197 57H195ZM231 56L232 57H234L233 56V54H231ZM156 57H157V59H156ZM160 57V58H159ZM106 58V59H105ZM116 58H118V57H116ZM131 58H133V57H131ZM130 58V59H131ZM175 59V62H173V59ZM180 58V59H179ZM194 58H197V59H194ZM235 58V57H234ZM18 59V58H17ZM22 57L20 58L19 57V59L17 60V62H21L22 60ZM97 59H98V62H101V63H105V64H107V62L109 63L110 62V64L111 65H109V66H105L104 64H101V63H99L100 65H104V67L103 66H101L102 68H95V67H90L89 66V62H90V65L92 66V64L94 63H91L92 61H95V65H97L98 63H97ZM153 59H154V62H153ZM168 59V60H167ZM178 59V60H177ZM230 59H231V57H230ZM102 60H105V62L104 61H102ZM117 60V59H116ZM119 60H120V58H119ZM187 60H191V62H189V61H187ZM195 60V61H194ZM198 60H199V63H198ZM233 60V59H232ZM237 60V61H236ZM124 61V62H123ZM149 61V62H148ZM176 61L178 62V63H176ZM182 61H184V63H185V58L182 60ZM192 61H194L195 63H196V65L197 66H195V63L194 62H192ZM41 62H44V61H41ZM56 62V61H55ZM116 62V61H115ZM122 62L123 63H125V65L123 64L122 65ZM143 62V63H142ZM146 62V63H145ZM157 62V63H156ZM164 62V63H163ZM203 62H205L204 64H207L206 63V60L205 61H203ZM57 63V62H56ZM97 63V64H96ZM133 63H135V64H133ZM148 63V64H147ZM154 63V64H153ZM185 63V64H186ZM189 63H191V65L189 64ZM239 63V64H238ZM241 63V64H240ZM4 65L5 67H1V65ZM11 64V63H10ZM62 64V66H60ZM178 64H181L182 66L180 67V65H178ZM203 64V63H202ZM245 64H246V66H245ZM87 67H86V66ZM108 65V64H107ZM128 65H129V67H128ZM188 65H189V67H188ZM30 66V67H29ZM123 68H125V69H123ZM127 66V67H126ZM131 66H133V67H131ZM142 66V67H141ZM240 66V67H239ZM11 67H13L12 69H13V71H11L12 69H11ZM25 67V68H24ZM77 67V66H76ZM84 67H85V69H84ZM98 67V66H97ZM145 67H146V69H145ZM180 67V68H179ZM190 67H191V69H192V67H197L196 69L198 70V72H197V70L195 69H192V70H194V71H192L191 69H190ZM239 67V68H238ZM251 67V68H250ZM15 68V69H14ZM127 68H129L128 70H127ZM136 68V69H135ZM183 68V69H184ZM220 68V67H219ZM236 68V69H235ZM17 69V70H16ZM132 69V70H131ZM138 69V70H137ZM141 69V70H140ZM143 69H144V71H143ZM221 69V68H220ZM226 69V70H227ZM246 69V70H245ZM248 69V70H247ZM19 70V71H18ZM86 70V71H85ZM97 70V71H96ZM126 72H125V71ZM135 70V71H134ZM141 72H140V71ZM185 70V69H184ZM191 70V71H190ZM201 70V71H200ZM14 71H18V72H15L14 74H13V72ZM25 71V72H24ZM84 71H85V73H84ZM96 71V72H95ZM173 71V72H172ZM20 72V73H19ZM134 72V73H133ZM167 72H169V70L167 71ZM192 74H194V75H191V73ZM219 72V71H218ZM17 73V74H16ZM24 73H26V75H24ZM80 73V74H79ZM198 73V74H197ZM222 73V70H221V72L219 73V74H221ZM235 73V74H234ZM27 74L29 75V79L31 78V77H34V78H31L30 79V83L28 84L29 85V87L27 86V90H28V98L24 95V94H27V91H25V89H24V91H23V89L22 88H24L23 86H22V83H23V81H24V79H21V80H23V81H21L20 80V78H22V75H24L23 77H25V78H27L26 76H27ZM50 76H54L55 75V77H54V79L56 78V76H57V79L58 78H60V80L62 79H64L63 80V82L64 81H66L65 83H63V86H65V85H67V83H69L70 81H71V83H70V85H69V87H67V86H65L66 88H68V90L65 88V93H67V95L64 93V87L62 86V84H61V82H62V80H61V82L59 83V79L57 80V81H55L54 80V82H58L59 83V85H60V87L62 86V93H64L66 96H69L70 94L68 93L70 90V93H72V91L74 92H78L77 94H75V92L74 93H72L70 96H74V97H72V100L71 99H68L66 96V100H63L65 97L63 96V95H61V97H59L60 96V92H58L59 90H61L60 88H59V85H58V88H59V90L57 91V92H55V88L53 89V91L52 92H54V94L55 93H57V95H59V96H57V98L56 97H54L53 96V98H56V99H53V98H51L50 99V93H51V91H49V93H48V91H47V93L49 94L48 96H47V99H49V103H47V101L48 100H46V86H48L47 84H46V82H47V80L49 81V75ZM173 74V75H172ZM183 74H185V77H184V75ZM247 74V75H246ZM249 74V75H248ZM11 75V76H10ZM17 75H19V76H21L20 78H17V77H19V76H17ZM45 75H47V77H45ZM79 75H80V79H81V83L79 82ZM135 75V76H134ZM142 75V74H141ZM180 75H182V76H180ZM14 76H16V77H14ZM52 76V77H53ZM138 78H140V79H138ZM251 76V77H250ZM41 77H45V79H47L46 81H44V83L46 84V85H43V78H41ZM51 77V78H52ZM182 77V78H181ZM184 77V78H183ZM189 77V78H190ZM241 77V78H240ZM248 77V78H247ZM255 77V78H254ZM235 78H236V80H235ZM241 80H240V79ZM253 78V79H252ZM16 79H18V81H16ZM191 79H192V77H191ZM200 79V78H199ZM216 79V78H215ZM229 79H232V80H229ZM250 79H252V80H250ZM258 79V80H257ZM51 80V79H50ZM52 80H53V78H52ZM67 80H70L69 82L67 81ZM238 80V81H237ZM138 81V82H137ZM213 81H214V79H213ZM211 82L212 83V85L213 84H215L214 82ZM239 81H240V83H239ZM254 81V82H253ZM258 81V82H257ZM15 82V83H14ZM51 81H49V83H50ZM137 82V83H136ZM141 82V83H140ZM210 82H209V84H210ZM11 83H12V85H11ZM79 83V84H78ZM136 83V84H135ZM186 83V82H185ZM51 84V83H50ZM53 84V83H52ZM52 84H51V86H52ZM139 84V85H138ZM209 84H207V85H209ZM55 85V84H54ZM79 85V86H78ZM82 85H83V87L84 88H82ZM138 85V86H137ZM141 85V86H140ZM207 85H204V87H206ZM211 85V86H212ZM44 86H45V88H44ZM57 86V85H56ZM78 86V87H77ZM179 86V85H178ZM214 86V87H213ZM211 88L213 89H215V85H213ZM217 86V85H216ZM234 86H236V87H234ZM53 87V86H52ZM55 87V86H54ZM134 87L136 88V89H134ZM171 87H173V85L171 86ZM175 88L177 87V86H174ZM173 87V88H174ZM220 87H221V85H220ZM219 87V85H218V87H216L217 89H219V91H223V88L221 87L220 88ZM234 89H233V88ZM57 88V87H56ZM178 88V87H177ZM210 88V89H211ZM228 88V89H227ZM51 89V90H52ZM76 89H78V91L76 90ZM87 89V90H86ZM93 89H95V94L94 93H92L91 94V90H92V92H93ZM100 89V90H99ZM133 89V90H132ZM138 89V90H137ZM209 89V90H210ZM211 89V90H212ZM213 89V90H214ZM221 89V90H220ZM47 90H48V88H47ZM142 90V91H141ZM171 90V91H170ZM210 90V91H211ZM212 90V91H213ZM262 90V91H261ZM134 91V92H133ZM181 91V92H180ZM230 91H232V94H234L235 95V97H234V95L232 96V94H231V92ZM90 92V93H89ZM145 92V93H144ZM225 92V91H224ZM230 92V93H229ZM11 93V94H10ZM58 93H60V94H58ZM97 93V94H96ZM111 93H113L112 94V96H111ZM148 93V92H147ZM173 93V94H174ZM20 94V95H19ZM92 96H91V95ZM94 94V95H93ZM134 94V95H133ZM226 94H228V97H225V96H227ZM230 94V95H229ZM89 95V96H88ZM95 95H96V97H95ZM130 95V97H131V95H133L131 98L130 97H128V96ZM0 96H3V95H1L0 94ZM18 96V97H17ZM22 96V97H21ZM23 96H25V98L23 99L24 101L26 100V98L27 99H30V100H27L28 102L29 101H31L32 103L31 104H33V102H44V104H46L45 105V108H43V105L44 104H42V103H39V104H42V105H38V107L36 106V107H33V105L31 106V105H29L28 103H26V101L24 102L26 105H28V107H20V106H23L22 105V103H23V101L22 102H20L21 100H22V98H23ZM63 96V97H62ZM114 96V98H111V97H113ZM170 96V97H171ZM181 96H182V99H180L181 98ZM248 96V97H247ZM256 96V97H255ZM260 96V97H259ZM59 97V98H58ZM89 97V98H88ZM170 97L169 98H167V100L169 101V99H170ZM191 97H192V99H195L196 98V100H192L191 99ZM251 97V98H250ZM254 97V98H253ZM19 98H21V100H18ZM71 98V97H70ZM112 99V101L114 102H111V99ZM127 98V99H126ZM227 98H229V100L227 99ZM236 98V99H235ZM118 99V100H117ZM133 99H134V101H133ZM150 99V98H149ZM172 99L170 100L171 102H172ZM226 99V101H224ZM238 99V100H237ZM248 99H249V102H248ZM254 99V100H253ZM53 100V101H52ZM88 100V101H89ZM129 102H128V101ZM138 100V99H137ZM198 100L200 101V102H198ZM211 100V101H210ZM237 100V101H236ZM241 100V101H240ZM254 102H253V101ZM17 103H16V102ZM20 102V106H18V107H16V104H18L19 105V102ZM53 102V104H51L52 102ZM63 101H65V102H63ZM107 101H109L110 103V105L108 104V102ZM130 103L131 104V106L130 105H128V103ZM132 101V102H131ZM139 101V100H138ZM169 101V102H170ZM175 101V102H176ZM192 101H194V104H192ZM205 102V103H203V102ZM210 101V102H209ZM229 101V102H228ZM240 103H239V102ZM68 102H70V104L68 103ZM99 102V103H98ZM133 102H135V103H133ZM169 102H167L166 101V103L167 104H169ZM175 102H172L173 104L175 103ZM175 103V104H178V106H179V103ZM203 103V104H201V105H199L200 106V108L202 107V109L200 110V113L197 115V111H196V109L198 108V107H196V104H200V103ZM219 102V103H218ZM246 102H248V103H246ZM251 102H253V103H251ZM259 102V101H258ZM95 103H92V104H94V105H96ZM107 103V104H106ZM125 103V106L123 105ZM126 103H127V106H126ZM132 103L133 104H138V106L140 107V108H142V109H140L141 111H140V114H139V111H137V110H139V109H137L136 111H137V113H135L136 111H135V107H136V105L133 107V105H132ZM149 103V104H148ZM171 103V104H172ZM190 103V104H189ZM223 103V104H222ZM232 103V104H231ZM257 105H256V104ZM55 104V105H54ZM174 104V105H175ZM234 104V105H233ZM239 104H240V108L242 109V110H238L239 109ZM245 104V105H244ZM250 104H252V105H250ZM35 105V104H34ZM50 105L52 106V107H50ZM105 105H109V106H105ZM143 105V106H142ZM148 105V106H147ZM182 104H180V108L182 107V106H184V105H182ZM204 105V106H203ZM205 105H206V107H205ZM210 105V106H209ZM241 105H244V106H242L241 107ZM248 105V106H247ZM16 108H15V107ZM25 106V105H24ZM29 106H31V107H33V108H30ZM72 107H74L73 105H71ZM99 106V105H98ZM100 106H101V104H100ZM99 106V107H100ZM122 107V108H120V107ZM137 106V107H138ZM150 106V107H149ZM209 106V107H208ZM247 106V107H246ZM252 106V107H251ZM259 106V105H258ZM49 107V108H48ZM55 107V108H54ZM107 107V108H106ZM175 107V106H174ZM176 107H177V105H176ZM184 108L185 110L187 109L188 111H189V109H191V108ZM204 107V108H203ZM249 107V108H248ZM254 107V108H253ZM6 108H8V109H6ZM11 110H10V109ZM54 108V109H53ZM109 108V109H108ZM110 108H111V110H110ZM158 110H156V109ZM199 108V109H200ZM210 109V112L211 113H209V109ZM212 108V109H211ZM238 108V109H237ZM252 109V110H248V109ZM260 108H261V112H260V116H262V110L264 109H262V107L260 106ZM51 109H49V111H51ZM133 109H134V111H133ZM208 111H207V110ZM243 109H244V111L245 112H242L243 111ZM110 110V111H109ZM157 111V112H154V111ZM173 110V109H172ZM187 110H186V112H187ZM260 110V109H259ZM72 112H73V110H71ZM70 111V112H71ZM122 111V110H121ZM161 111L162 112H164V113H162V115H165V117H167L166 119H164L165 117L163 116V117H161L162 115H161ZM166 111V112H167ZM174 111V110H173ZM194 111H190L191 113H193ZM247 111V112H246ZM253 111V112H252ZM255 111V112H254ZM71 112V113H72ZM142 112V113H141ZM159 112V113H158ZM190 112H189V114H190ZM208 112V113H207ZM239 112L242 114H240V116H239ZM256 112H257V114H256ZM264 112V111H263ZM111 113V114H112ZM246 114V115H244V114ZM250 113V114H249ZM253 113V114H252ZM74 114V113H73ZM138 114V115H137ZM174 114H175V116H174ZM187 114H188V112H187ZM209 114H211V115H209ZM212 114H213V116H212ZM216 114V115H215ZM5 115V116H4ZM194 116V114H190V116ZM202 115H200L199 117L200 118H202ZM209 115V116H208ZM264 115V114H263ZM1 116H3L2 118H1ZM76 116H78V117H76ZM79 116L80 115H76V114H74V116H72V120L73 121H71V120H68V118H67V116H65V122L66 123H70L69 125H71L72 124V126H74L75 127V129L77 128V126L78 127H81V125L82 124H84L85 122H83V123H81L82 121L81 120H86V118L85 117H80L81 119H79ZM171 116H173V117H171ZM191 116V117H192ZM258 116V115H257ZM4 117H5V119H4ZM11 118V119H7V118ZM75 117V118H74ZM180 117H182V120L180 119ZM235 117V118H234ZM251 117H253V118H251ZM264 117V116H263ZM71 118V117H70ZM85 118V119H84ZM173 118V119H172ZM255 118H257V117H255ZM262 119V117H259V120H260V122L261 123H263L264 122V119ZM7 119V120H6ZM14 119H16L15 121H14ZM184 119V120H183ZM213 119V120H214ZM108 120V119H107ZM105 118H103V120H101L100 122L102 123V124H104V125H102V124H100L101 126H106L105 128L107 129V130H109V132H111V130H112V121L111 120H108L107 121ZM186 120V121H185ZM235 120V121H234ZM256 120V119H255ZM105 121V122H104ZM111 121V122H110ZM222 121V122H221ZM263 121V122H262ZM64 122V123H65ZM71 122H73V123H71ZM188 122V123H187ZM197 122V125L199 124ZM211 122V123H210ZM64 123H62V124H64ZM76 123V124H75ZM176 123V124H175ZM208 123H210L209 125H208ZM221 123V124H220ZM226 123V124H225ZM230 125H229V124ZM260 123V124H261ZM10 124V122L7 124V126ZM117 124H118V126H117ZM178 124V125H177ZM180 124H181V126H180ZM188 126H187V125ZM213 124V125H212ZM65 125V124H64ZM64 125H61L62 127H60L59 128V126L57 127L58 129V131H56V133L57 134H60L59 132H61V133H63V131H65V130H67L68 131V129L67 128H69V127H71V126H69V125H65L66 127H63ZM176 125V126H175ZM190 125L192 126V127H190ZM200 125H201V123H200ZM211 125V126H210ZM232 125V126H231ZM69 126V127H68ZM161 126V127H160ZM173 126H175L174 128H173ZM179 126H180V128H179ZM184 126V127H183ZM185 126H187L186 127V136L185 137H183V135L181 136V132H183V131H185V130H183L182 131V129L183 128H185ZM213 126V127H212ZM74 127H72V128H74ZM110 127V128H109ZM189 127V131H191L192 132V134H189V133H191V132H189L188 130H187V128ZM212 127V128H211ZM239 127V128H238ZM61 128H64L63 130H60ZM178 128L180 129L179 130V134H178ZM206 128H207V130H206ZM77 129H79V128H77ZM158 129V130H157ZM162 129V130H161ZM190 129H192V130H190ZM213 129H215L216 131H217V133H216V131H214ZM239 129V130H238ZM164 130V132H162ZM172 130H174L175 132H176V134H175V132L173 133V131H172V133L173 134H175L174 135V138L172 137V138H170L171 137V131ZM209 130V131H208ZM213 130V131H212ZM243 130V129H242ZM67 131H65V132H67ZM198 131V132H197ZM204 131V132H203ZM207 131V132H206ZM214 132V134L212 133V132ZM0 132H1V134H5V130L4 129H2V128H0ZM161 132V133H160ZM165 132H167V133H170V134H167V133H165ZM189 132V133H188ZM211 132V133H210ZM53 132H52V130L48 127V129H47V132H46V134H45V139H43L42 141H39V143H37L36 145L35 144H33V143H31L30 145H29V147H28V149H27V151L25 152V154H24V158H26L25 160H27L30 156H31V154H32V152L33 151H38V149H44L43 147H48V146H50L51 147V144H52V142L54 143L55 142V140H56V134L55 135H53L52 134ZM160 133V134H159ZM162 133H164V135H162ZM209 133H210V135H209ZM233 133V136L231 135ZM235 133V134H234ZM182 134H185L184 132L182 133ZM189 136H188V135ZM197 134H199L198 136H197ZM201 134V135H200ZM213 134V135H212ZM216 134V135H215ZM263 134H264V131H263ZM170 135V137H168ZM178 135V136H177ZM192 135H194V136H192ZM212 135V136H211ZM215 135V136H214ZM5 136H6V138H8L9 139V142L10 141H12V142H14L13 140H12V138H13V135H6L5 134ZM11 136V137H10ZM59 136V135H58ZM179 136H181V137H183L184 139L182 140V138L180 137V138H177V137H179ZM188 136V137H187ZM191 136L192 137H195V140L197 141H195V140H192V139H194V138H191ZM92 137V136H91ZM164 137V138H163ZM200 139H199V138ZM11 138V139H10ZM89 138V139H88ZM123 138H125V139H123ZM187 138V139H186ZM190 138V139H189ZM206 138H208V139H206ZM8 139H7V141H8ZM97 139V140H96ZM173 139V140H172ZM263 139V140H262ZM262 139L260 140V142L258 143V144H260L259 146H258V144L256 145V151L259 149V152L258 153H255V157H257L256 159H261V158H264V137H262ZM84 140V141H83ZM192 140V141H191ZM214 140H216V141H214ZM220 140V141H221ZM228 140V139H227ZM90 141V142H89ZM106 141H108V142H106ZM203 141V142H202ZM204 141H205V143H204ZM213 141V142H212ZM95 142V143H94ZM98 142V143H97ZM118 144H117V143ZM207 142V143H206ZM214 142H216V144L214 143ZM262 142V143H261ZM199 143V144H198ZM203 144V145H200V144ZM213 143V144H212ZM183 144V145H182ZM192 144H197V147H199L198 145H200V149L199 148H197L196 147V145L194 146V145H192ZM216 145V146H212V145ZM54 145V144H53ZM79 145V146H78ZM93 145H95V146H93ZM112 145V146H111ZM116 145V146H115ZM118 145V146H117ZM120 145V146H119ZM55 147H54V149L55 148H58V145L55 143V145H54ZM102 146V147H101ZM106 146V147H105ZM107 146H108V148H110V149H108L107 148ZM122 146V147H121ZM125 148H124V147ZM262 146V147H261ZM93 147V148H92ZM99 147V148H98ZM218 147H217V149H218ZM49 148V147H48ZM88 148V149H87ZM97 148V149H96ZM104 148V149H103ZM123 148V149H122ZM205 148V147H204ZM208 149L210 148V147H207ZM220 148V147H219ZM200 151H199V150ZM262 149H263V151H262ZM72 150H73V148H72ZM103 150V151H102ZM108 150L109 151V154H110V156L111 157H109V155H107L106 154V156H108L105 160H103V157H102V154H103V156H104V158L106 157L105 156V154L104 153H107L106 151ZM219 150V152H218V154H219V158H223V159H219V161H222V162H226V160L228 159V160H231L232 159V156H233V154L232 155H230L231 153H232V151L229 153L228 152V150H226L225 151V149H218ZM71 151V152H70ZM85 152V153H84ZM86 152L88 153V154H86ZM103 152V153H102ZM200 152V153H199ZM223 153V154H222ZM224 153H226V154H224ZM229 153V154H228ZM261 153V154H260ZM73 154V155H72ZM112 154H113V156H112ZM145 154V155H144ZM196 154H197V156H196ZM96 155H97V157H96ZM143 155V156H142ZM225 155H226V157H225ZM20 156V155H19ZM93 156V157H92ZM98 156H99V158H98ZM102 158H101V157ZM141 156H142V158H141ZM196 156V157H195ZM223 156V157H222ZM231 156V157H230ZM84 157V158H83ZM91 157V158H90ZM95 157V158H94ZM138 157V158H137ZM204 157V156H203ZM202 157V158H203ZM76 158V159H75ZM184 158V159H183ZM202 158H201V160H202ZM234 158V157H233ZM13 159H14V161H13V165H12V170H16V171H18V173H17V177H15L14 175L15 174H13V172H12V170H9V172H3V171H0V180H1V178H3L2 180L4 181V182H7V181H9V180H13V178H19L20 176H21V174H19L20 172H19V170H17L16 168H18L19 169V164L20 163H22L21 161H22V159L21 158H19L18 156H15V157H13ZM64 159V160H63ZM108 159V160H107ZM126 159V160H125ZM186 159V160H185ZM206 159V160H205ZM209 159V160H208ZM214 158H207V157H205L204 158V160H205V166H207V165H210V166H212L213 165V163L216 161L215 159L213 160ZM226 159V160H225ZM80 160V161H79ZM107 160V161H106ZM131 160V161H130ZM189 160H190V162H189ZM20 161V162H19ZM69 161V162H68ZM130 163H129V162ZM264 161V160H263ZM19 162V163H18ZM28 162V161H27ZM132 162V163H131ZM134 162V163H133ZM162 162V163H161ZM182 162V163H181ZM25 163V165H24V170H26L29 166H30V164H29V162L27 163V165H28V167H27V165H26V161L25 162H23L22 164H24ZM65 163V164H64ZM66 163H67V165H66ZM110 163V164H109ZM145 163H146V165H145ZM161 163V164H160ZM176 163V164H175ZM177 163L179 164L180 163V165H177ZM216 163V162H215ZM130 164V165H129ZM140 164V165H139ZM212 164V165H211ZM254 164H255V162H254ZM64 168V170L66 171V173L67 172H69V173H67V174H65L64 172V170H63V168H62V170L64 171L63 173H61L62 171H61V169H60V173H57V171L59 172V167L61 168V166ZM79 165L81 166V168H80V172L81 173H78L77 172V170H78V167H79ZM177 165V166H176ZM182 165V166H181ZM194 165V168L195 167H197L198 166V163H194L193 164ZM215 166H213V169L215 170L216 168H218V166L216 165V164H214ZM262 165L264 166V162H262ZM58 166V167H57ZM83 166V167H82ZM114 168V170H113V168ZM174 166V167H173ZM176 166V167H175ZM199 166H201V164H199ZM253 166H255V165H253ZM262 166V167H263ZM26 167V168H25ZM57 167V168H56ZM105 168V169H103V168ZM133 167V168H132ZM148 167V168H147ZM173 167V168H172ZM180 167V168H179ZM76 168V169H75ZM107 168V169H106ZM121 168H122V171H121ZM123 168H124V170H123ZM128 168V169H127ZM175 168V169H174ZM264 168V167H263ZM110 169H112L111 171H110ZM144 169V170H143ZM152 169V170H151ZM73 170V171H72ZM125 170H126V172H125ZM147 170V171H146ZM149 170V171H148ZM180 170V171H179ZM217 170V169H216ZM102 171H104V172H102ZM107 171V172H106ZM116 171H117V173H116ZM25 172V174L27 175V173H26V171H24ZM122 172V173H121ZM172 172V173H171ZM49 173V174H50ZM108 173V174H107ZM124 173V174H123ZM9 174H11V175H9ZM25 174H23V176H22V178H28V176H26ZM48 174V175H49ZM111 174V175H110ZM116 174V175H115ZM124 175V177H123V175ZM173 174V175H174ZM177 174H175V178H178L177 177ZM9 175V176H8ZM18 175H20V176H18ZM125 175H127V176H125ZM130 175V176H129ZM132 175V176H131ZM8 176V177H7ZM24 176H26V177H24ZM60 176V177H59ZM71 176V177H72ZM78 177V176H80V179L82 180V182H80V186H77V181H76V177ZM111 176V177H110ZM170 177V179H169V177ZM9 177H12V178H9ZM63 177V178H62ZM76 179H75V178ZM127 177L129 178V179H127ZM21 178V177H20ZM58 178V179H57ZM67 178V177H66ZM131 178V179H130ZM45 178H43V180H44ZM57 179V180H56ZM68 179V178H67ZM71 179V180H70ZM121 179H122V181H121ZM125 179V180H124ZM7 180V181H6ZM42 180V179H41ZM114 180H116V181H114ZM123 180H124V183H122L123 182ZM136 180V181H135ZM264 180V173L261 175V182ZM3 181H1V183L0 184H2L3 183ZM76 181V182H75ZM120 181H121V183H120ZM127 181V182H126ZM133 181H134V183H133ZM165 181V182H164ZM187 180H185V182L184 183H187L186 182ZM106 182V183H105ZM115 182H119V183H115ZM137 182V183H136ZM264 182V181H263ZM127 183H129L128 185H127ZM140 183V184H139ZM142 183V184H141ZM146 183H147V185H146ZM162 183V184H161ZM5 183H3V185H4ZM116 184V185H115ZM119 184L120 185H122V186H120V189H121V187H123V189L121 190V191H124V192H121L120 191V189H119ZM132 184H134V185H132ZM137 184V185H136ZM153 184V185H152ZM155 184V185H154ZM161 185V187L159 186V185ZM79 185V184H78ZM102 185V186H101ZM118 185V186H117ZM136 185V186H135ZM153 187H152V186ZM163 185V186H162ZM165 185V186H164ZM101 186V187H100ZM108 186V187H107ZM130 186H135V187H133L134 188V190H133V188H131L132 189V191L129 193V189H128V187H130ZM106 187V188H105ZM137 187V188H136ZM140 187V188H139ZM99 188V189H98ZM105 188V189H104ZM144 188H146V189H144ZM170 188L169 189H167V190H170ZM103 189V190H102ZM118 189V190H117ZM124 189H127V191L126 190H124ZM141 190V192H139L140 190ZM143 189V190H142ZM150 191H149V190ZM154 189V190H153ZM156 189V190H155ZM172 189V188H171ZM100 190V191H99ZM110 190H112V191H110ZM139 190V191H138ZM146 191V193H147V195L145 194V191ZM152 190V191H151ZM98 191V192H97ZM119 191V192H118ZM134 191V192H133ZM137 191V192H136ZM100 192H101V194H100ZM128 192L130 195H128V193L126 194V193ZM153 192V193H152ZM156 192V193H155ZM58 193V192H57ZM104 193V194H103ZM124 195V196H122V194ZM136 195H135V194ZM154 193H155V195H154ZM158 193V194H157ZM126 194V195H125ZM138 194H140V195H138ZM142 194H144V195H142ZM99 195V196H98ZM102 195V196H101ZM112 195V196H111ZM132 195V196H131ZM142 195V196H141ZM146 195V196H145ZM158 195V196H157ZM160 195V196H159ZM108 196V197H107ZM114 196V197H113ZM129 196V197H128ZM130 196H131V199H130ZM135 198H134V197ZM136 196H138L137 198H136ZM150 196V197H149ZM263 196V197H262ZM262 196H260L259 198H258V205L263 209V210H261V208H260V210H259V214H261V216H262V214H264V195H262ZM71 197H72V199H71ZM110 197V198H109ZM120 197V198H119ZM142 197V198H141ZM159 199H158V198ZM62 198V199H61ZM102 198H104V199H102ZM123 198H124V200H123ZM127 198V199H126ZM152 198V199H151ZM155 198V199H154ZM160 198H161V200H160ZM115 199V200H114ZM136 199H141V201H139V200H136ZM158 199V201H157V203H156V201L155 200H157ZM129 200H130V202H129ZM132 200V201H131ZM149 200V201H148ZM114 201H116V202H114ZM145 201V202H144ZM151 201V202H150ZM153 201V202H152ZM58 202H59V204H58ZM122 202H124L125 204V207L123 206V203ZM135 202V203H134ZM138 202H140V203H138ZM232 202V201H231ZM53 203V204H54ZM144 203V204H143ZM215 203V205L214 206H216L217 204L218 205H220V202H217V201H215L214 202ZM70 204V205H69ZM100 204H102V205H100ZM143 204V205H142ZM154 204V205H153ZM261 204H263V205H261ZM83 205H85V206H83ZM91 205H93V206H91ZM148 205H150V206H148ZM217 205V206H218ZM229 205H231V204H229ZM142 206V207H141ZM60 207H61V209H63L62 210V212L63 213H67L66 215H68V216H63L64 214L61 212V209H60ZM155 207V208H154ZM194 206L193 205H190L189 206V209L190 208H193ZM71 208V209H70ZM75 208V209H74ZM79 208V209H78ZM86 208V209H85ZM127 208V209H126ZM144 208V209H143ZM74 209V210H73ZM76 209H78V210H76ZM81 209H83L82 211H81ZM90 209H92V210H90ZM70 210V211H69ZM85 210V211H84ZM86 210H88L87 212H86ZM125 210V211H124ZM73 211V212H72ZM76 211H78V212H76ZM91 211V212H90ZM94 211H95V213L97 214H94L93 215V213H94ZM126 211L127 212H129L128 214L126 213ZM133 211V212H132ZM142 211H143V213H142ZM69 212H71V213H73V214H69ZM83 214H82V213ZM86 212V213H85ZM89 212V213H88ZM124 212V213H123ZM135 212H137L136 213V215L134 214V216H133V213H135ZM261 212H263V213H261ZM76 213L79 215V216H77L76 215ZM120 213V214H119ZM75 214V215H74ZM86 214V215H85ZM138 214V215H137ZM60 215V216H59ZM88 215V216H87ZM124 215V216H123ZM61 216H62V219H61ZM94 216V217H93ZM133 216V217H132ZM78 217V218H77ZM124 217V218H123ZM60 218V219H59ZM91 218L89 219V220H91ZM121 218V219H120ZM58 219V220H57ZM81 219V220H82ZM85 219V220H84ZM66 221H68V219H66ZM74 221V222H73ZM94 222V220H91V222ZM224 221V220H223ZM71 222V221H70ZM70 222H67V223H70ZM92 222V223H93ZM98 222V223H97ZM122 222V221H121ZM220 224H223L222 223V221L220 220ZM225 222V221H224ZM75 223V224H74ZM87 223V222H86ZM86 223H85V226H86ZM92 223H90L89 221H88V223L87 224H90V225H87V226H91V225H93ZM219 223V222H218ZM67 225V224H66ZM69 225V224H68ZM73 225H72V228L71 229H73V235L75 236L74 238L72 237V234L70 235V233H69V235H68V233L67 232H69V231H66L67 229H65V231H66V233H64V238L66 237H69V238H73V239H75L76 238V236L77 237H79L81 234H83V230L85 229L84 228V226L81 228V229H79V231H80V233L81 234H79V232H75L74 231V228H73ZM82 225H84V223L82 224ZM93 226H97V225H93ZM70 227V226H69ZM95 227H93V230H94V228ZM84 228V229H83ZM87 228V227H86ZM90 228V227H89ZM70 229V228H69ZM82 230V231H81ZM88 231V230H87ZM86 231V232H87ZM90 232L92 231V230H89ZM74 232L76 233V234H74ZM89 232V233H90ZM84 233H85V231H84ZM86 234L87 235H89L88 234V232L87 233H85V235H81L82 236V238H83V236H86ZM90 235H92V236H95L94 234H93V232H91L90 233ZM81 236H80V238H81ZM87 237V236H86ZM96 237V236H95ZM69 238H67V239H69ZM88 238H92V237H87V240H89ZM97 238V237H96ZM96 238H94V239H96ZM192 238V240L194 241V236H192L191 237ZM84 239L86 240V238L84 237ZM93 239V238H92ZM93 239V240H94ZM252 239V238H251ZM251 239H249L248 238V240L247 239H244L243 241H245L246 242V244L245 243H243V244H245L246 246H248L249 245V243L253 240H251ZM247 240V241H246ZM251 240V241H250ZM257 240V239H256ZM255 240V238H254V240H253V242H252V244L253 245H255V243H258L257 241ZM89 241H91V240H89ZM96 241L97 240H95L94 242L96 243ZM93 241H91V242H88L89 243V245L92 243ZM247 242H249V243H247ZM92 244L90 247H92L93 245H95L96 246V244ZM86 244H87V241H86ZM98 244V243H97ZM251 243H250V245H252ZM89 245H87V249H88V246ZM144 245V244H143ZM89 247V248H90ZM94 247V246H93ZM97 247V246H96ZM92 249V248H91ZM94 249H95V247H94ZM97 250V249H96ZM90 251V250H89ZM88 251V252H89ZM92 251H94V250H91L90 252L92 253ZM99 251V250H98ZM98 251L97 252H95V254H91V255H95L96 256V253H98ZM89 252V253H90ZM88 253V254H89ZM87 254V253H86ZM93 256H92V258H93ZM89 257V256H88ZM87 257V258H88ZM89 258H91V257H89ZM95 259H90L91 261H95V263H96V261H97V259H96V257H94Z\"/></svg>","mask_w":264,"mask_h":264}]
</instances>
